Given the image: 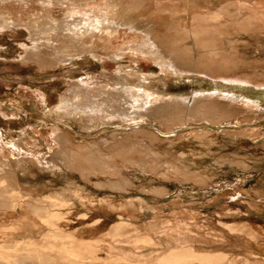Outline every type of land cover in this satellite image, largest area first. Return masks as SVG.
<instances>
[{"label":"rangeland","instance_id":"obj_1","mask_svg":"<svg viewBox=\"0 0 264 264\" xmlns=\"http://www.w3.org/2000/svg\"><path fill=\"white\" fill-rule=\"evenodd\" d=\"M2 1H0V11L5 12L1 8L8 7L7 10L10 13H16L17 16L22 15L25 22L40 10V16L50 14L52 18L61 21L64 14H66L65 3L68 2V0H62L64 3L61 0H47L52 3L46 0ZM40 1L44 4L46 2V4L38 5L41 4ZM188 2L191 1L155 0L153 2L154 7H146L143 18H147V15L156 14L165 18L171 26H182L181 28L185 29L198 25L194 21L198 13L206 17L217 15L222 29L226 28L235 36H240L245 41L250 42V52L252 53L254 49V58L260 61L264 60V0H192V4ZM19 3L23 4L18 5ZM50 3L51 6L55 7H49L48 4ZM57 3L59 4L57 5ZM151 3L149 2L146 5ZM187 3L191 5H187ZM197 5L200 9L197 8ZM43 7H46L44 10L50 12L44 11ZM50 8H53L52 11ZM223 8L226 11L222 12ZM253 12L257 14L255 19L260 23L259 27H257L258 23L256 21L250 19V15L255 16ZM121 17H124V15ZM122 22H124V19L119 21V24H122ZM241 24L246 27L244 32L237 26ZM5 28H0V130L5 134L7 140L20 142L22 139L26 140L25 138L45 134L44 132L51 133L57 131V129L64 133L68 132L71 137L72 135L75 136L70 137V139L76 148H81L79 145L84 141L87 142V145L93 142L94 139V142H97L98 139L100 140L98 142H102V139L108 137L115 129L126 131L148 129L157 136L160 135L159 137L162 140L184 136L173 144L155 145L157 146L155 150L163 151V153L167 152L168 155L171 153L173 157L183 154L188 158L185 163V166L188 165L187 168L181 167L177 171H166L163 169L162 160H155L153 154L150 153L146 158L149 160L148 163L143 160L138 165L130 164L128 168H123V178L128 183H117L112 188L97 178L92 177L91 180H84L73 172L74 176H71V178L74 177L73 181L76 182V187L82 193L84 192L83 194L80 192L83 199L80 201L73 200L75 208L72 205L68 210H62V212L63 217H65L64 222L71 226L70 231L74 232L76 230L74 235L78 236L79 239L95 240L97 249L106 248L108 251L110 249L107 247L109 244L119 245L116 247L117 249L114 250L113 247L110 250L109 257L112 260H106V264H115L114 261H117V258L114 257V254L119 249L129 254L130 264H156V258L165 255L170 248L176 247L179 243H190L200 251L223 255L225 259L220 264H264V209L259 206L260 204L256 198V194L262 191L264 187V146L261 143L264 140V87H255L256 82L249 76L248 78L245 76V78L250 86L247 83L241 85L236 81H210L203 79L200 75L195 76L196 79H201L204 82V91L226 94V96L236 98L237 101L235 99L234 102H239L238 96L240 95L247 97V99L250 98L249 100L253 103H257L258 119L252 120L249 124L252 128L258 129L256 131H259L260 134L251 137L248 135L239 137L246 142L243 146L231 148L229 146H232L233 137H220L226 131L225 126L227 127V125L215 126L202 123L193 124L195 126L190 128L189 126L192 124L188 123L189 125H185L184 128H176L172 132L165 131L158 121L150 115L141 118L142 121L138 119L139 122L138 120H115L117 127L102 122L101 127L92 128V123L86 119L81 111H78L77 115L69 114L64 117V111L60 109V106H63L67 99L75 97L74 92L77 89H84L93 95H96V92L98 94L100 91H111L116 79L121 80L123 77L130 83L132 80L130 73H135L137 69L142 70L139 67V64H141L144 68L143 74H146L145 76L150 74L153 77L145 81L149 83L147 85L150 91L161 92L166 90L169 95L178 98L184 96L189 98L192 92L197 91L193 81L194 75H187L191 77L190 80L188 77L176 80L172 77L171 79L165 77L157 65L148 61L152 60V57L135 51L137 44H130V31L124 28H119L118 31H112L111 33L108 32V34L104 32L96 36L93 39L96 46L84 51H88V53L71 58L70 61L64 60L61 62L60 60L58 62V60L55 65L41 69L42 67H38L35 63L37 57L54 59L59 56L62 37L59 35L53 36L52 41L49 42L50 46L54 45L52 48L47 46L48 42L45 41V43L41 41L39 45L32 43L29 30L25 25H9ZM171 34V32L165 30L161 32V35L164 36H171ZM106 35L110 38H107ZM254 36L260 37H257V40L254 41ZM250 37H253V40H249ZM57 38L59 39L57 40ZM98 38L99 40H97ZM109 43H111V46ZM105 44L109 45L108 48L105 47ZM115 46L120 50L115 52L113 49L116 48ZM41 49L42 51H40ZM114 54L120 57L114 56ZM191 65L193 66V64ZM213 85L218 88H211ZM228 99L225 97V100L232 102ZM156 105H158V102H155L151 108ZM242 125L246 124L243 123ZM193 129L209 130L211 136H205L203 139H193L186 136ZM213 136L219 137L215 138ZM99 145L103 146L104 143ZM178 145L179 147H177ZM56 147L55 150L60 151L61 148ZM142 155L144 158L146 157L145 154ZM57 157L54 156V161L61 165V163H58ZM239 158H244V161L250 164L251 167L244 169L242 164L235 162L233 164H239L240 166H233L229 163ZM254 163H257V166L252 167ZM39 166L38 169L31 166L27 167L28 176L33 173V178L36 179L35 182L39 187L50 182L53 185L57 184L56 189L59 190L62 184H58L61 180L56 179L57 176L61 173L68 174L69 171L67 169L58 171L52 166L44 170V163L39 164ZM55 170L56 174L54 176ZM20 182L23 183L22 179ZM97 183L100 186H97ZM255 190L257 193L252 192ZM91 200L93 201L90 202ZM131 202H135V204H131ZM83 204L85 207L82 206ZM119 207L124 209H119ZM71 212H73V215ZM118 213L123 214L124 219L130 220L126 221L130 233L123 239H118L122 241L116 244L107 235L112 226L119 222ZM81 214H83V217L79 218ZM11 215L13 214L11 213ZM11 215L5 217L6 219L1 220V222H8ZM24 217L22 215L19 218V226L14 223L0 224V249L5 251L9 248L7 246L20 244L21 240L15 242L13 240L19 234L22 237L21 239H32L31 242L40 247L37 248L41 253L39 256H42L46 263L68 264L65 257L62 260L57 258L60 256L56 255V249L51 250L49 248V240L42 239L45 229L39 227L32 229L31 233H27V226L23 225L25 222ZM66 229L68 228H63L65 232L69 230ZM242 229L247 234L250 233L255 238L252 239L254 241L245 234L240 233ZM34 233L35 236L37 235L36 238L31 236ZM136 234L142 237L150 235L155 246L145 248L140 244H136L134 240L137 237ZM54 243L57 245V242ZM130 255L132 256L130 257ZM103 258L105 256L100 259Z\"/></svg>","mask_w":264,"mask_h":264},{"label":"bare ground","instance_id":"obj_2","mask_svg":"<svg viewBox=\"0 0 264 264\" xmlns=\"http://www.w3.org/2000/svg\"><path fill=\"white\" fill-rule=\"evenodd\" d=\"M154 1L155 0H68V2L65 3L66 6H64V8L66 7V14H64V18L61 21L52 18L50 14L40 16V10L36 15L32 17L28 16L30 19L27 18L29 20L25 22L22 15L17 16L16 13H10L7 10L8 7H3L1 9L5 10V12L0 11V28H5L9 25H25L31 36L30 41L38 45L41 41H45L48 42L47 46H50L49 42L52 41L51 39L53 36L59 35L62 37V47L59 50L60 54L57 53L59 56H56L54 59H48L42 56L37 57L35 63L38 67H42L41 69L49 68L50 65H55L60 62V60L61 62L64 60L70 61L69 59L71 58L82 55L83 53H88V51H84L96 46L93 41L96 36L104 32L108 34V32L111 33L112 31H118L119 28H124L130 31V44H137L135 51L152 57L153 59L148 61L157 65L165 77L170 79L172 77L174 80L188 77L190 80L191 77L187 75L193 74L194 77L200 75L203 79H208L210 81H236V83L241 85H246L244 83H247V85L250 86V83L245 78V76H247V78L249 76L257 83L254 84L256 85L255 87H264V60L260 61L257 59L259 60L257 61L254 58V49L252 53L250 52V42L245 41V39L240 36H235L232 32L227 31L228 29L226 28L222 29L218 21L219 16L211 15L210 17H206L198 13L194 19V21L198 23L195 27H187L185 29L181 28L182 26L174 27L171 26L165 18L156 14L151 16L147 15V18H143L146 7L155 6V4H153ZM190 1L192 2V0ZM2 2H4V0ZM149 2L152 3L146 5ZM40 3L41 4H38L36 2L38 5L44 4L41 1ZM51 3L48 4L50 5L49 7H53ZM188 3L187 5L192 4ZM20 4L23 3H19L18 5ZM58 4L59 3H57V5ZM49 7L47 6V9ZM45 8L43 7V10ZM197 8L200 9L198 5ZM44 11L50 12L49 10ZM224 11H226L225 8L222 9V12ZM122 15H124V17H121ZM253 15L255 16L250 15V19L256 21L258 23L257 27H259L260 23L255 19L257 14L253 12ZM43 19L44 21H42ZM123 19L124 22L119 24V21ZM237 26L244 32L246 28L245 25L241 24ZM163 30L171 32V36L161 35ZM246 37L248 38V36ZM255 37L256 36H254V41L260 36ZM58 39L59 38H57V40ZM250 39L253 40V37H250L249 40ZM97 40H99V38ZM110 44L111 43H109V45ZM109 45L105 44V47L108 48L107 46ZM115 47L116 48H113L115 52L120 50L117 46ZM109 49L111 50V48ZM29 51L31 52V50ZM40 51H42V49ZM114 56L117 55L114 54ZM134 63H136V61H134ZM190 64H193V66H190ZM139 67L142 70L137 69L135 73H130V78L132 79L130 83L123 77L121 80L116 79L111 91H100L98 94L96 92V95H93L84 89H77L74 92L75 97L67 99L65 104L60 106V109L64 111V117L69 114L77 115V112L81 111L86 119L92 123L91 127L98 128L102 122H107L117 127L115 120L136 121L150 115V117L153 116L154 119L158 121L165 131L172 132L176 128H184L188 123L192 124L189 126L190 128L195 126L193 124L197 125L202 123L215 126L227 125V127L225 126L226 131L221 134L220 137H233L234 140L231 141L232 146H229L231 148L243 146V144L246 143L239 138L241 136L248 135L251 137L260 134L259 131H256L258 129L252 128L250 126L251 124H249L252 120L258 119V105L250 101V98L247 99V97L239 95V98L237 97L239 102H234L236 98L226 96V94L204 91V82L201 81V79H196V77L193 78V81L197 91L192 92L189 98L185 96L183 98H178L169 95L166 90L152 92L148 89L147 84L149 83L145 81L153 77H151L150 74L149 76H145L146 74L142 72L144 68H142L141 64H139ZM162 82L164 81L162 80ZM211 88L215 89L218 87L213 85ZM239 88L241 89V87ZM225 97L227 99L230 97L228 100L232 102L225 100ZM155 102H158V105L151 108ZM151 112L154 113L150 114ZM140 121H142V119ZM243 123L246 125H242ZM233 124L235 125L234 127ZM60 131L57 129V131H52L51 133L44 132L45 134L33 136L28 139L25 138L26 140L22 139L20 142H16L14 140H7L5 134L0 130V220L6 219L5 217L10 216L11 213L13 214L8 222H2L1 225L14 223L16 226H19V218L24 215L25 222L23 225L27 226V233H31L32 229L39 227L45 229L42 239L49 240V248L51 250H57V252H55L57 256H60L57 257L60 258L59 260L65 257L68 264H106V260H112V258L109 257L110 250L113 247L114 250L117 249L116 247L119 245L114 246L113 243L107 244V247L110 248L108 251L106 248L97 249L95 240L79 239L78 236L74 235L76 230L74 232L70 231V224L64 222L65 217H63L62 210H68V208L73 205V200L80 201L83 199L81 196L84 192L82 193L79 188L76 187V182L73 181L74 177L71 178V176H74L73 172L77 173L84 180H91L92 177L97 178L99 181L105 182L112 188L113 185L117 183H128L123 178V168H128L130 164L138 165V163L143 160L148 163L149 160L146 158L150 153L153 154L155 160H162L164 165L163 169L166 171H177L181 167L187 168L186 166L188 165L185 166V163L188 158L183 154L178 157H173L171 153L168 155L167 152L166 154L163 153V151L160 152L155 150L158 145L173 144L181 140L184 136L162 140L159 137L160 135L157 136L148 129H132V131L115 129L108 137L106 136V138L102 139V142H98L100 141L99 139L98 141L96 140L97 142H94V139L93 142L87 145V142L84 141L79 145L81 148H76L70 139L71 135L68 132L64 133ZM208 131L193 129L186 136L193 139H203L205 136H211ZM72 137L75 136L72 135ZM213 137L218 138L219 136ZM80 140L83 141L82 139ZM102 143H104L103 146L99 145ZM261 143L262 146H264V140ZM55 147L61 148L60 151H56ZM177 147H179V145ZM142 154H145L146 157L144 158ZM54 156H58V163H61V165L54 161ZM240 158L238 160H232L229 163L233 166L242 164V168L244 169L251 167L250 164L244 161V158ZM235 162L239 164H233ZM41 163L45 164L44 170L52 166L58 171H64V169L69 171L68 174L61 173L57 176L56 179L61 180L58 184H62L59 190L56 189L57 184L53 185L50 182L44 183L42 187H39L35 182L36 179L33 178V173L28 176L27 167L31 166L34 167V169H38ZM254 165L257 166V163H254L252 167ZM56 170L53 173L54 176ZM21 179L23 183L20 182ZM96 185L100 186L98 183ZM97 188L101 189L102 187ZM256 190L252 192H256ZM152 192L153 190L151 193ZM256 195L257 201L260 204L259 206L264 209V187L262 191H259ZM98 200L100 199L98 198ZM131 204H135V202H131ZM82 206H84V204ZM122 208L123 207H119V209ZM71 213L73 215V212ZM118 214L119 218L118 215L117 218L119 222L112 226L111 231L107 235L110 237L109 239L113 240L116 244L122 241L118 239H123V237L130 233V228H128V223L126 222L130 220L124 219L123 214ZM82 215L83 214H81L79 218L83 217ZM2 216H4V218H2ZM63 228H68L69 230L66 229L68 231L65 232ZM240 231V233L250 237L251 240L255 239L250 233L247 234L243 229ZM136 236L137 237L134 239L136 244H140L145 248L155 246L150 235L142 237L136 234ZM31 241L32 239L23 238L20 244L7 246L9 248L5 251L0 249V264H48L42 256H39V254H41L38 251L40 247L34 245V242ZM54 242H57V245H55ZM122 251L123 250L119 249L116 254H114V257L117 258V261H114L115 264H130L129 254ZM218 255L200 251L190 243H179L176 247L170 248L165 255L156 258L155 261L157 262L156 264H220L225 257L223 255L221 256V254ZM103 256H105V258L100 259ZM131 256L132 255H130V257Z\"/></svg>","mask_w":264,"mask_h":264},{"label":"crops","instance_id":"obj_3","mask_svg":"<svg viewBox=\"0 0 264 264\" xmlns=\"http://www.w3.org/2000/svg\"><path fill=\"white\" fill-rule=\"evenodd\" d=\"M1 218V217H0ZM2 218H4V216H2ZM2 222H1V220H0V224H1ZM31 236H35V233L34 234H31ZM37 236V235H36ZM36 236H35V238H36ZM15 237V236H14ZM21 238L22 237H20V235L18 234L13 240H14V242L15 241H17V240H21Z\"/></svg>","mask_w":264,"mask_h":264}]
</instances>
